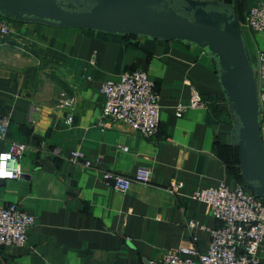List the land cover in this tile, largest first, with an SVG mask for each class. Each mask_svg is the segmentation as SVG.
Wrapping results in <instances>:
<instances>
[{
    "label": "crops",
    "instance_id": "1",
    "mask_svg": "<svg viewBox=\"0 0 264 264\" xmlns=\"http://www.w3.org/2000/svg\"><path fill=\"white\" fill-rule=\"evenodd\" d=\"M220 1L235 7L256 72L264 31L242 20L264 0ZM10 27L0 36V119L8 118L0 152L13 141L27 148L21 178L0 185V205L18 203L35 223L27 245H0V264H159L164 251L181 245L205 253L219 222L191 194L220 182L248 188L233 160L234 117L210 56L176 40L17 21ZM136 68L147 72L160 95L153 137L122 123L102 126L101 84ZM192 89L204 104L177 116L176 105L187 104ZM60 93L70 107L60 104ZM260 127L264 144L263 114ZM74 149L87 159L100 155L102 168L127 176L148 169L150 184L115 191L99 170L66 160ZM257 258L264 264V241Z\"/></svg>",
    "mask_w": 264,
    "mask_h": 264
},
{
    "label": "built area",
    "instance_id": "2",
    "mask_svg": "<svg viewBox=\"0 0 264 264\" xmlns=\"http://www.w3.org/2000/svg\"><path fill=\"white\" fill-rule=\"evenodd\" d=\"M11 20L0 16V36L11 32ZM242 24L252 31H264V2L252 6L244 15ZM258 102L264 115V49L257 51ZM103 96L102 126L115 123L125 124L131 130L146 137H153L158 132L160 121V95L155 83L142 68L123 71L117 81H105L100 86ZM60 104L70 107L72 101L65 93H60ZM204 104L202 95L191 90L187 104H177L175 112L181 116L189 107ZM66 123H70L68 114ZM8 118L0 119V139L5 137ZM27 146L22 142L9 143L6 150L10 159L5 163L7 170L13 173L11 178H0V185L7 179H20L23 172L21 158ZM125 150V147H121ZM66 160L74 165L94 168L101 172L103 183L115 191L126 193L133 182L150 184V171L139 168L132 176L102 168V157L94 159L84 157L80 149L72 150ZM13 163L16 167H13ZM181 186L179 183L177 187ZM171 193L175 187H168ZM209 206L211 215L219 222L210 230V240L205 253L193 246H176L164 251L157 260L159 264H258L257 253L264 241V201L253 191L239 184L230 188L223 182L216 186L198 189L191 194ZM35 223L33 215L22 209L18 203L0 205V245L25 246L28 241V229ZM195 226L194 221H188ZM156 261H151L155 264Z\"/></svg>",
    "mask_w": 264,
    "mask_h": 264
},
{
    "label": "water",
    "instance_id": "3",
    "mask_svg": "<svg viewBox=\"0 0 264 264\" xmlns=\"http://www.w3.org/2000/svg\"><path fill=\"white\" fill-rule=\"evenodd\" d=\"M0 16L202 48L215 64L234 117L232 144L238 147L242 181L264 201L256 75L234 6L220 0H0Z\"/></svg>",
    "mask_w": 264,
    "mask_h": 264
},
{
    "label": "clouds",
    "instance_id": "4",
    "mask_svg": "<svg viewBox=\"0 0 264 264\" xmlns=\"http://www.w3.org/2000/svg\"><path fill=\"white\" fill-rule=\"evenodd\" d=\"M10 159L7 154H0V178H11L13 173L7 170L6 161ZM13 167L15 168L16 165L13 163Z\"/></svg>",
    "mask_w": 264,
    "mask_h": 264
},
{
    "label": "trees",
    "instance_id": "5",
    "mask_svg": "<svg viewBox=\"0 0 264 264\" xmlns=\"http://www.w3.org/2000/svg\"><path fill=\"white\" fill-rule=\"evenodd\" d=\"M125 36H127V35H125ZM237 151H238V150H237ZM237 156H238V152L235 151L234 156H233V160H234V162H235V161L238 162V158H237Z\"/></svg>",
    "mask_w": 264,
    "mask_h": 264
}]
</instances>
